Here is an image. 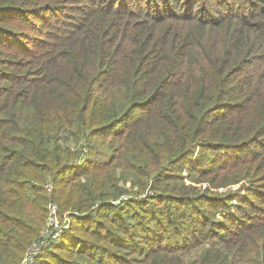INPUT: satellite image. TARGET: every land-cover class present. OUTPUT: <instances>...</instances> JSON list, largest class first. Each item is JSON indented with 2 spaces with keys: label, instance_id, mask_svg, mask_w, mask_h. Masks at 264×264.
Instances as JSON below:
<instances>
[{
  "label": "trees",
  "instance_id": "16d2710c",
  "mask_svg": "<svg viewBox=\"0 0 264 264\" xmlns=\"http://www.w3.org/2000/svg\"><path fill=\"white\" fill-rule=\"evenodd\" d=\"M50 204L32 264H264V0H0V264Z\"/></svg>",
  "mask_w": 264,
  "mask_h": 264
},
{
  "label": "built area",
  "instance_id": "2783aa9c",
  "mask_svg": "<svg viewBox=\"0 0 264 264\" xmlns=\"http://www.w3.org/2000/svg\"><path fill=\"white\" fill-rule=\"evenodd\" d=\"M116 204L119 202H115ZM62 221L59 214L58 206L50 204L48 206V220L46 228V240H43L40 244H36L30 248L23 264H32L36 256L41 252V248H48L51 243L57 242L60 236L63 235L70 228V219L65 217Z\"/></svg>",
  "mask_w": 264,
  "mask_h": 264
},
{
  "label": "rangeland",
  "instance_id": "374dc122",
  "mask_svg": "<svg viewBox=\"0 0 264 264\" xmlns=\"http://www.w3.org/2000/svg\"><path fill=\"white\" fill-rule=\"evenodd\" d=\"M130 195L129 194H124V196H122L120 199H119V201H117V202H119V203H114L113 202V204L114 205H120V203H123V202H126L130 197H129ZM65 219H62V221H64ZM72 221L70 220V223H71ZM61 236H63V235H61ZM61 236H60V238H61ZM199 254V250H196V251H193V252H190V253H183V256L186 258V259H190V258H193V257H196L197 255Z\"/></svg>",
  "mask_w": 264,
  "mask_h": 264
}]
</instances>
